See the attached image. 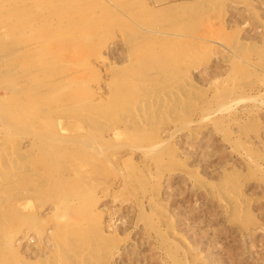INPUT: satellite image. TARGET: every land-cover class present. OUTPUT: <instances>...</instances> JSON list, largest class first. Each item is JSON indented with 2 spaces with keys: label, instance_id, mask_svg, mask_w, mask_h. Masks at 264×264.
I'll use <instances>...</instances> for the list:
<instances>
[{
  "label": "rangeland",
  "instance_id": "rangeland-1",
  "mask_svg": "<svg viewBox=\"0 0 264 264\" xmlns=\"http://www.w3.org/2000/svg\"><path fill=\"white\" fill-rule=\"evenodd\" d=\"M0 264H264V0H0Z\"/></svg>",
  "mask_w": 264,
  "mask_h": 264
},
{
  "label": "bare ground",
  "instance_id": "bare-ground-1",
  "mask_svg": "<svg viewBox=\"0 0 264 264\" xmlns=\"http://www.w3.org/2000/svg\"><path fill=\"white\" fill-rule=\"evenodd\" d=\"M21 31V30H20ZM7 70V69H6ZM32 85V84H31ZM6 89V88H5ZM15 95V94H14ZM23 99V98H22Z\"/></svg>",
  "mask_w": 264,
  "mask_h": 264
}]
</instances>
